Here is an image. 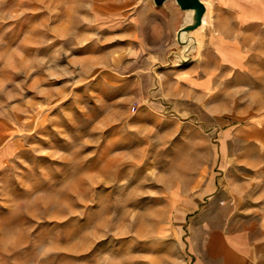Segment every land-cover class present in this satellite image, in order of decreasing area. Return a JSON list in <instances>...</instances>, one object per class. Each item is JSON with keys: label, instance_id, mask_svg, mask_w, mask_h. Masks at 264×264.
<instances>
[{"label": "rangeland", "instance_id": "374dc122", "mask_svg": "<svg viewBox=\"0 0 264 264\" xmlns=\"http://www.w3.org/2000/svg\"><path fill=\"white\" fill-rule=\"evenodd\" d=\"M184 13L0 0V264H181L207 180L224 212L262 203L246 146L264 132V33L248 71L175 105L156 87L185 57Z\"/></svg>", "mask_w": 264, "mask_h": 264}, {"label": "crops", "instance_id": "0c3cea01", "mask_svg": "<svg viewBox=\"0 0 264 264\" xmlns=\"http://www.w3.org/2000/svg\"><path fill=\"white\" fill-rule=\"evenodd\" d=\"M200 1L206 7V14L208 9L212 13L208 25L200 33L205 38L204 43L199 49L200 43L192 32L195 47L189 54V61L173 65L162 74V86L156 87V94L167 103L207 102L214 91L221 88L222 81L225 85L231 76L248 71L250 56L261 54L264 0ZM184 23L185 15L176 32ZM253 138L259 143L246 146L250 147L247 152L255 154L253 166L259 167L261 174L264 132L255 131ZM225 147L224 139L222 156ZM259 184L258 192L254 191L253 196L262 203L251 213L243 211L244 215H234L229 210L224 212V208L212 206L218 183L215 178L205 182L197 207L207 206L201 208L189 224L184 247L187 253L181 264H264V181Z\"/></svg>", "mask_w": 264, "mask_h": 264}, {"label": "water", "instance_id": "95a60500", "mask_svg": "<svg viewBox=\"0 0 264 264\" xmlns=\"http://www.w3.org/2000/svg\"><path fill=\"white\" fill-rule=\"evenodd\" d=\"M155 7H161L167 1H174L178 8L186 12L185 23L176 32V42L184 46L185 57L182 63L189 61L188 53L195 47V40L192 32L202 23V18L206 13V7L200 0H152Z\"/></svg>", "mask_w": 264, "mask_h": 264}, {"label": "bare ground", "instance_id": "6f19581e", "mask_svg": "<svg viewBox=\"0 0 264 264\" xmlns=\"http://www.w3.org/2000/svg\"><path fill=\"white\" fill-rule=\"evenodd\" d=\"M209 15H210V9H208L207 14L205 13V15L203 16L201 25L196 30L193 31L194 35L201 33L205 29V27L208 25Z\"/></svg>", "mask_w": 264, "mask_h": 264}]
</instances>
